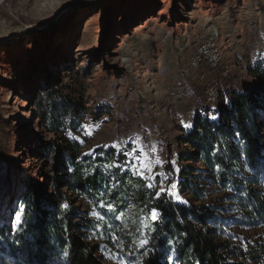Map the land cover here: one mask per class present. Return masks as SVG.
<instances>
[{
  "label": "rangeland",
  "instance_id": "obj_1",
  "mask_svg": "<svg viewBox=\"0 0 264 264\" xmlns=\"http://www.w3.org/2000/svg\"><path fill=\"white\" fill-rule=\"evenodd\" d=\"M63 9L70 10L57 18ZM260 62L264 0H0V222L17 211L26 183L49 188L53 161L43 147L69 139L70 132H48L36 115L35 98L53 88L87 108L83 134L71 133L83 154L113 148L105 145L138 149L144 177L167 174L153 181L159 190L175 183L182 200L220 209L232 244L264 247V216L241 211L239 191L212 182L201 162L179 159L190 150L182 138L196 114L219 117L232 93L255 89ZM255 124L260 156L240 173L264 199L263 114ZM189 168L199 200L179 190L180 171ZM104 250L108 264H138ZM6 260L0 253V264Z\"/></svg>",
  "mask_w": 264,
  "mask_h": 264
},
{
  "label": "trees",
  "instance_id": "obj_2",
  "mask_svg": "<svg viewBox=\"0 0 264 264\" xmlns=\"http://www.w3.org/2000/svg\"><path fill=\"white\" fill-rule=\"evenodd\" d=\"M252 72L257 87L232 93L218 119L196 114L194 125L182 138L190 150L179 159L201 162L212 182L239 191L234 201L241 211L262 217L264 199L253 196L240 173L241 166L253 168L261 150L255 120L259 113L264 115V62L257 63ZM34 106L39 123L48 132L83 134L87 108L81 98L45 88ZM63 142L51 141L43 147L53 161L49 188L39 182L26 183L19 200L24 204L20 212L24 223L18 235H10L18 207L0 222L4 264H108L103 257L105 247L135 257L138 264H169V255L172 264H264L263 246L243 249L227 238L217 206L193 200L178 203L167 195L156 200L160 191L156 186L148 188L139 175L120 171L126 166L122 151L98 149L93 156H85L78 139ZM193 169L180 171L179 190L199 200L203 196ZM101 201L104 209L98 207ZM65 203L70 206L67 210L61 207ZM109 203L122 211L121 220L115 219L116 213H107ZM152 207L161 212L157 223L150 219ZM93 211L103 219L88 215ZM13 239L18 243H12ZM144 239L150 241L147 248H155L148 256L139 247Z\"/></svg>",
  "mask_w": 264,
  "mask_h": 264
},
{
  "label": "snow or ice",
  "instance_id": "obj_3",
  "mask_svg": "<svg viewBox=\"0 0 264 264\" xmlns=\"http://www.w3.org/2000/svg\"><path fill=\"white\" fill-rule=\"evenodd\" d=\"M227 102V100L225 101ZM214 111V110H213ZM218 117L216 115H212V116H209V119L210 120H216ZM184 127L188 128V127H191V125L189 124H184L183 125ZM69 138H73L72 137V134L69 133ZM236 137L238 138L239 137V133L236 134ZM82 143V141H80ZM105 148L107 147H113V148H116V145H112V146H108V145H105L104 146ZM117 152L119 153L120 152V149L119 148H116ZM138 151V149H135L133 148V152L131 154H129L128 152H125L124 155L126 157H129V161L126 162V166L124 168H121L120 171L122 173H127V172H132L133 175H139L142 179H148L150 182L147 184V187L148 188H153L155 187V184L153 183V181H155V179L157 178V176H159L160 180L161 181H164L165 179H167V174H155L151 177H144V172L146 171V169L144 167H140L139 169H137L136 165L140 163V161L138 159H135L134 156H135V152ZM85 156H93V153L92 152H89V153H85L84 154ZM159 163V161H157ZM100 166H98L99 168ZM115 167H119V165H115ZM176 171H178V169H176ZM217 171H220L219 167L217 166ZM176 188V184L175 183H171L169 185V188L165 189L163 187H161L160 191H158L156 193V196H155V199L156 200H160L163 196L167 195L170 199H174L176 200L178 203H183V204H187V201H184L182 200L178 193L174 192L173 190ZM103 190L104 191H108V187L107 186H104L103 187ZM61 207L65 210H67L70 206L68 204H63L61 205ZM98 207L100 209H104L105 208V203L104 201H101L100 204L98 205ZM24 209V204L23 202L21 201L18 205V211L16 212L15 214V217L14 219L11 221V236L12 237H15L16 235H18L21 227L23 226V219L21 217V214L20 212ZM107 213L111 214V213H116V216H115V219L116 220H121L122 219V216H123V213L122 211L121 212H118L117 211V207L114 205V203H109L107 204ZM88 215H91V216H96V218L98 220L100 219H103L102 216H100L98 213H96L95 211L93 212H89ZM161 218V212L160 210H158L157 207H152L151 209V221L153 223H157L159 221V219ZM147 226V225H145ZM99 227V225H97V228ZM109 228H111V225H108ZM0 239H3L2 237H0ZM12 243L16 244L18 243V240H15L13 239L12 240ZM150 241L147 240V239H144V240H141L139 242V247L142 248V249H146L145 251V255L148 256L150 253H154L155 252V248H147V246L149 245ZM167 244L169 246H171L172 244V241L171 240H168L167 241ZM101 248H103V246H101ZM172 251H175V249H172ZM65 255H67V253H65ZM172 256L169 255L168 256V261H169V264H172Z\"/></svg>",
  "mask_w": 264,
  "mask_h": 264
},
{
  "label": "water",
  "instance_id": "obj_4",
  "mask_svg": "<svg viewBox=\"0 0 264 264\" xmlns=\"http://www.w3.org/2000/svg\"><path fill=\"white\" fill-rule=\"evenodd\" d=\"M70 9H63L61 11V13L57 16V18H59L62 14H64L65 12L69 11Z\"/></svg>",
  "mask_w": 264,
  "mask_h": 264
},
{
  "label": "built area",
  "instance_id": "obj_5",
  "mask_svg": "<svg viewBox=\"0 0 264 264\" xmlns=\"http://www.w3.org/2000/svg\"><path fill=\"white\" fill-rule=\"evenodd\" d=\"M214 60V59H213ZM210 64H212V60H211V63ZM211 86H208L206 89H209Z\"/></svg>",
  "mask_w": 264,
  "mask_h": 264
},
{
  "label": "bare ground",
  "instance_id": "obj_6",
  "mask_svg": "<svg viewBox=\"0 0 264 264\" xmlns=\"http://www.w3.org/2000/svg\"><path fill=\"white\" fill-rule=\"evenodd\" d=\"M212 45H210L209 47H211ZM205 53V52H204ZM210 53H212V51L210 52ZM209 91V90H208Z\"/></svg>",
  "mask_w": 264,
  "mask_h": 264
}]
</instances>
